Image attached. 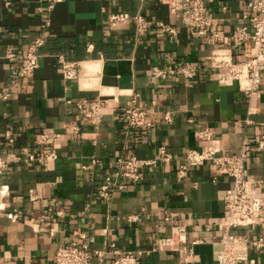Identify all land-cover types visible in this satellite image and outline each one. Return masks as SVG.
<instances>
[{
	"label": "crops",
	"instance_id": "0c3cea01",
	"mask_svg": "<svg viewBox=\"0 0 264 264\" xmlns=\"http://www.w3.org/2000/svg\"><path fill=\"white\" fill-rule=\"evenodd\" d=\"M246 1L205 2L223 39L213 46L158 0H61L51 10L50 0H0V93L8 95L0 100V157L9 159L0 170V264H51L59 247L74 243V231L93 238L89 264H113L115 252L141 253L136 264H215L232 179L211 162L187 167L183 176L179 166L188 151L213 148L229 157L245 150V177H264V152L256 149L264 136V73L249 95L207 60L216 47L227 48L234 62L253 56L250 42L226 45L235 29L249 26ZM117 13L130 18L109 24ZM136 15L145 20L141 32ZM39 37L37 68L14 79ZM62 61L73 65L74 77H64ZM185 64L196 67L191 80L153 74ZM132 97L151 127L124 129ZM95 104L94 124L87 114ZM38 135L50 140L36 144ZM46 146L57 153L49 166L24 161L23 148L38 153ZM160 147L169 161H160ZM131 155L140 179L101 199L98 188L115 160ZM234 232L264 240L262 228ZM243 264H264V245H249Z\"/></svg>",
	"mask_w": 264,
	"mask_h": 264
},
{
	"label": "built area",
	"instance_id": "2783aa9c",
	"mask_svg": "<svg viewBox=\"0 0 264 264\" xmlns=\"http://www.w3.org/2000/svg\"><path fill=\"white\" fill-rule=\"evenodd\" d=\"M61 0H50L47 6L51 10L55 3ZM164 3L173 14H179L184 25L192 30V35L206 38L210 45H217L223 42L215 29L213 19L205 15V2L212 0H158ZM247 14L245 17L249 21V26H242L235 29L231 37L227 39V47H239L245 42H250L254 49L251 58L234 62L227 48L216 47L207 58L212 68L226 69L229 77L235 80L241 89L249 95L257 93L260 84L261 74L264 73V0H247L245 3ZM127 13L112 14L108 18L109 24L121 23L129 19ZM137 32H141L145 26V20L140 15L133 17ZM161 30L169 36H174L172 28L158 24ZM43 38H37L20 58V67L14 79L24 78L31 74L38 66L37 49L43 45ZM12 57V56H10ZM61 69L64 77L70 79L74 77L73 65L61 62ZM196 67L185 64L180 67H167L166 69H154L153 74L161 79L167 76H181L186 80H191L195 76ZM8 98L7 92L0 93V100ZM87 118L92 123H98L100 114L98 106L95 104L88 112ZM121 121L125 130H142L151 127L147 121V113L137 106L135 97L127 103ZM7 142L14 141L6 135ZM47 135H38L34 141L36 144L49 141ZM55 141V139H52ZM256 149L264 152V136H261L256 143ZM160 161L170 160L169 154L164 147H160ZM24 161L41 167H47L57 159L54 148L46 146L38 153L31 152L27 148L22 149ZM246 152L241 150L238 154L229 157L218 155V151L213 148H204L201 151H188L185 161L179 166V174L183 176L187 167L199 166L205 162L223 167L232 179V186L225 192L224 206L225 216L223 217L219 230L221 233V250L217 255L215 264H243L247 260L249 245L259 250L264 245L262 236L251 239L248 235L238 234L235 230L258 227L264 229V177L261 179H247L245 177ZM9 159L0 157V170L5 168ZM140 179L139 161L135 156H120L115 160L114 166L109 174L104 177V182L98 188L97 194L101 199H108L113 190L124 189L129 182H137ZM14 218L18 217L14 213ZM168 220V218H166ZM174 234L178 240H182L183 228H174ZM73 244L59 247L51 264H89V246L93 238L86 233L74 231L72 233ZM168 244L171 240L167 241ZM141 253L135 256L115 252L113 264H136V259Z\"/></svg>",
	"mask_w": 264,
	"mask_h": 264
}]
</instances>
